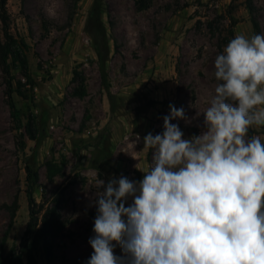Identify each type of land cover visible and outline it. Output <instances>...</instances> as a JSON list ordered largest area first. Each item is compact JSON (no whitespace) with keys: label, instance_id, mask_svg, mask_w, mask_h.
Instances as JSON below:
<instances>
[{"label":"rangeland","instance_id":"obj_1","mask_svg":"<svg viewBox=\"0 0 264 264\" xmlns=\"http://www.w3.org/2000/svg\"><path fill=\"white\" fill-rule=\"evenodd\" d=\"M7 9L24 45L22 60L10 59L16 118L0 67V257L25 238L31 163L37 204L65 223L51 244L39 242L36 264H86L98 179L143 178L153 162L143 137L163 132L169 104L190 120L172 121L184 138L201 133L196 114L208 107L205 91L214 93V60L236 35L264 34V0H8ZM100 24L110 95L89 33ZM249 135L264 138V127ZM114 252L122 255L119 246Z\"/></svg>","mask_w":264,"mask_h":264},{"label":"clouds","instance_id":"obj_2","mask_svg":"<svg viewBox=\"0 0 264 264\" xmlns=\"http://www.w3.org/2000/svg\"><path fill=\"white\" fill-rule=\"evenodd\" d=\"M213 75L199 135L184 138L172 121L190 120L169 104L143 137V178L98 179L86 264H264V138L249 135L264 127V34L231 39Z\"/></svg>","mask_w":264,"mask_h":264},{"label":"trees","instance_id":"obj_3","mask_svg":"<svg viewBox=\"0 0 264 264\" xmlns=\"http://www.w3.org/2000/svg\"><path fill=\"white\" fill-rule=\"evenodd\" d=\"M8 0H0V22L2 24L3 42H0V67L5 77L8 79L7 97L11 109V114L14 118L18 115L15 102L13 100L14 89L11 79V64L10 59L14 61H21V54L23 51V42H18L10 31V15L7 9ZM251 7V6H250ZM252 9V8H251ZM89 33L93 37L95 46L94 50L98 57V66L102 78V82L106 85V89L110 95V84L108 81V70L106 62L110 54L109 44L106 38L105 30L101 24L99 25V32L94 34L91 30ZM85 92H80L79 95H84ZM31 130H29L30 132ZM34 139V135H31ZM26 181H27V200L29 207V221L25 231V238L21 241L19 246H14L6 256L0 257V264H24V258L27 264H36L35 251L37 250L39 242L43 241L46 244H51L53 240L57 239L63 232L65 223L61 216L55 209H44L43 205H38L34 197V189L39 181L38 171L31 163L26 165ZM17 203H15L14 210H16ZM14 212V211H13ZM15 212L13 213V216ZM12 221L11 223L13 222ZM40 226V229H39ZM34 230H39L32 242L28 238Z\"/></svg>","mask_w":264,"mask_h":264}]
</instances>
